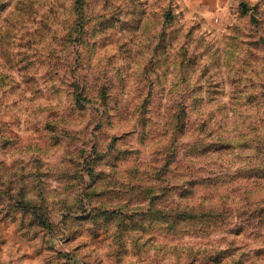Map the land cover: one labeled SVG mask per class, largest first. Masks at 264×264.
I'll return each instance as SVG.
<instances>
[{
    "label": "rangeland",
    "instance_id": "obj_1",
    "mask_svg": "<svg viewBox=\"0 0 264 264\" xmlns=\"http://www.w3.org/2000/svg\"><path fill=\"white\" fill-rule=\"evenodd\" d=\"M0 264H264V0H0Z\"/></svg>",
    "mask_w": 264,
    "mask_h": 264
}]
</instances>
